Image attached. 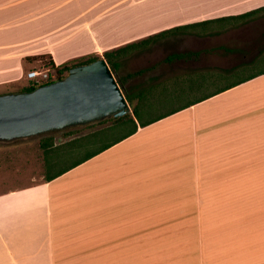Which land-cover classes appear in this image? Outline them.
<instances>
[{"label": "crops", "instance_id": "0c3cea01", "mask_svg": "<svg viewBox=\"0 0 264 264\" xmlns=\"http://www.w3.org/2000/svg\"><path fill=\"white\" fill-rule=\"evenodd\" d=\"M261 7L264 0H0V94L23 85L27 57L58 67ZM241 36L261 42L236 63L226 47L192 48L219 36L158 43L176 38L178 53L198 54L168 65L201 58L206 69L186 72H221L264 53V30ZM0 264H264V74L138 126L51 181L32 175L1 188Z\"/></svg>", "mask_w": 264, "mask_h": 264}, {"label": "trees", "instance_id": "16d2710c", "mask_svg": "<svg viewBox=\"0 0 264 264\" xmlns=\"http://www.w3.org/2000/svg\"><path fill=\"white\" fill-rule=\"evenodd\" d=\"M262 15H264V7L240 15L225 16L213 20L182 25L104 52L102 58L105 60L117 84L122 90L131 108V113L120 118L111 117L98 121L97 124H103L109 121L110 125L101 130L90 131L64 144L54 146L52 138L40 140V148L43 151L46 166L44 180L51 181L109 149L120 141L132 136L136 133L138 126L141 128L146 127L178 111L264 74V67L261 68L264 65L255 67L257 63L264 64V53H262L249 64H241L231 70L221 72L192 70L181 75L173 76L166 81L158 82L157 79H153V83L126 90L123 89L124 83L136 76L142 75L147 69L128 73L122 79L116 78V73L123 66L125 60L134 55L146 53L154 44L167 37L194 36L205 38L219 36L229 29H236L248 25ZM197 56L198 54L193 52L173 53L166 56L163 62L171 64L174 61L195 59ZM45 57L46 56L27 57L25 61L32 62ZM99 58V56H88L87 58L74 60L58 67L51 61H49V64L54 70L53 73L56 76L55 81H58L63 79L71 68L92 63ZM220 82H224L225 84H216ZM27 83L28 85L20 89L19 92H30L36 88L33 83L29 81H27ZM192 94H198V97H195V101L185 102L184 99L189 98ZM177 103L178 105L175 106ZM74 133L75 132H67L66 136H72ZM80 149L84 150L81 156L77 157V159H73L72 162L65 167L56 171L53 170L61 156L74 157V151Z\"/></svg>", "mask_w": 264, "mask_h": 264}, {"label": "water", "instance_id": "95a60500", "mask_svg": "<svg viewBox=\"0 0 264 264\" xmlns=\"http://www.w3.org/2000/svg\"><path fill=\"white\" fill-rule=\"evenodd\" d=\"M130 112L114 75L100 57L30 92L0 94V143L120 118Z\"/></svg>", "mask_w": 264, "mask_h": 264}, {"label": "rangeland", "instance_id": "374dc122", "mask_svg": "<svg viewBox=\"0 0 264 264\" xmlns=\"http://www.w3.org/2000/svg\"><path fill=\"white\" fill-rule=\"evenodd\" d=\"M262 16H260L259 18L261 19ZM260 21L249 23L248 25L242 26L240 28L229 29L225 33L219 35V37L207 41L206 44H192V48L201 52L204 51L205 48L226 47L229 50H233L232 59L234 63L243 61L241 54L249 56L251 51L254 50L255 46H257L258 43L261 42V40L255 37H242L241 34L248 31L255 32L257 30H264V21ZM168 42L169 43H165V41H163V43H157V45L153 46L147 53L134 55L124 61L123 66L116 73V78L118 79H122L126 74L133 73L138 70L147 69V71L142 75L136 76L126 81L124 83L123 89L126 90L129 88L145 86L147 84L153 83V79H157L158 82L166 81L173 76L181 75L190 69H206V67L203 66L206 61H203L201 58H197V60L199 59V62L197 64L194 63L187 66H181L179 69L175 67L176 65H168L163 62L169 51H175L174 53H178L177 51H179L181 47V41L179 39L177 40L176 38H173ZM261 46L264 47V43ZM187 52L195 53V51L192 50ZM207 58L208 57H206V60ZM262 65L264 64L257 63L255 67H259ZM30 70L54 71L50 67L49 59H47L46 57L32 61V64H29L25 67L23 85L20 87V89L28 85L25 76L26 73ZM20 89L15 90L14 92H19ZM7 91L8 93H14L9 92L12 91V89H7ZM176 105H178V103L175 104V106ZM97 123L98 122H96L95 124L91 123L94 125L78 124L65 128L63 130L19 139L8 143H0V189L4 187H10L15 182H23L32 175L37 178V180L39 178L42 179V177L46 174V166L44 162L43 151L40 148V140L44 138H52L54 146H57L67 143L68 141L79 136H83L90 131L101 130L110 125L109 121L103 124ZM67 132L75 133L72 136H66ZM74 152V157L61 156L59 161L55 164L53 170L56 171L65 167L67 164L72 162L73 159H77V157L81 156L84 153V150L80 149Z\"/></svg>", "mask_w": 264, "mask_h": 264}, {"label": "built area", "instance_id": "2783aa9c", "mask_svg": "<svg viewBox=\"0 0 264 264\" xmlns=\"http://www.w3.org/2000/svg\"><path fill=\"white\" fill-rule=\"evenodd\" d=\"M26 80L33 83L37 88L55 82L56 76L53 72H50V70H32L26 73Z\"/></svg>", "mask_w": 264, "mask_h": 264}]
</instances>
